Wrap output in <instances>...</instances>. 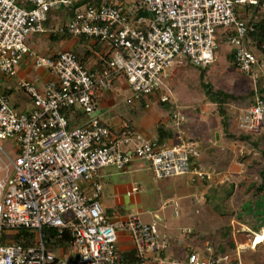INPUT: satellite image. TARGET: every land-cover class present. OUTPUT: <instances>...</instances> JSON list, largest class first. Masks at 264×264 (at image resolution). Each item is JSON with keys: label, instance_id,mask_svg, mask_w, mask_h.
<instances>
[{"label": "built area", "instance_id": "1", "mask_svg": "<svg viewBox=\"0 0 264 264\" xmlns=\"http://www.w3.org/2000/svg\"><path fill=\"white\" fill-rule=\"evenodd\" d=\"M74 6L66 23L45 28L49 14ZM257 7L264 10V0H0V140L12 139L17 154L12 159L0 147L8 160L0 179V264H126L121 254L130 249L135 264L230 263L229 256L206 258L197 248L170 255L173 239L155 223L107 214L101 204L104 168L123 172L142 161L157 180L186 175L210 180L212 172L191 168L200 144L182 128L172 146L136 130L115 132L102 119L99 100L122 77L132 92L128 105L168 104L165 89L175 64L186 59L209 68L225 40L255 92L238 127L259 132L264 99L256 89L264 78V42L252 38L256 27L247 24ZM62 32L102 44L104 66L84 67L72 50L40 56L27 43L30 35ZM24 63L46 75L41 87L19 79ZM12 88L28 96L30 108L11 102ZM172 117L178 124L187 119L177 112ZM142 193L135 181L127 195ZM170 206L177 216L178 205ZM22 232L29 234L28 243L16 241ZM120 239H129L131 247L119 249ZM206 251L211 255V246Z\"/></svg>", "mask_w": 264, "mask_h": 264}, {"label": "rangeland", "instance_id": "2", "mask_svg": "<svg viewBox=\"0 0 264 264\" xmlns=\"http://www.w3.org/2000/svg\"><path fill=\"white\" fill-rule=\"evenodd\" d=\"M253 17L254 11L252 10L247 18L252 19ZM59 20L52 22L51 26H58ZM66 42L61 44L62 41L50 39V35L45 38L39 35H30L27 39L33 52L40 56L51 54L52 50H76L66 45ZM231 51L232 47L228 43H221L215 63L206 68L203 78L214 89L237 96L225 108L229 130L237 137L243 134V130L238 129L240 118L251 105V84L230 63L228 54ZM26 65L27 63H24L21 66L26 71L23 79L41 87L43 79L41 72L32 68L27 69ZM88 66L90 67V64ZM171 72L172 77L167 81L165 89V93L170 98L166 106L180 107L181 111H179L183 112L187 118L186 121H188L187 123L185 121L182 128L186 135L191 137V132L194 130L203 133L209 131L205 135L201 134V136L208 137L209 140L210 135L216 129L220 131V133L215 132V138L212 137L215 139V141L212 139L213 145L218 146L215 153V158H218V161L214 163V165H218V169L215 171V182L202 184L203 186L198 184L202 187L196 195L195 186L187 184L189 176H177L165 180L156 179L153 180L155 183L151 182L145 186L146 189L143 188L144 194L140 196L141 201L137 204L133 201L129 202L130 199L125 198V208L128 214L138 216L143 224L155 223L161 234H166L172 239L177 238L183 245H187V248L194 247L202 252L207 246L212 248L219 246L221 234L229 226L233 231L235 248L236 246L240 247L241 264H264V235L262 232L259 236L254 237L252 242L254 247L250 243L254 236L253 230L261 226L264 228V198L256 201L252 196L253 192H248L253 184L261 183L259 172L264 169V131L262 129L257 136L252 135V140L261 141L257 148L250 142L247 143L248 146L232 144L224 137L220 117L215 113L216 107L209 104L205 98L200 82L201 71L184 59L178 61ZM16 82L17 80H14V83ZM116 88L112 87V91L117 99L107 100L111 106H114V112L125 114L126 120H132L136 124L139 121H144L148 112L156 111L158 104L153 102L150 103L148 109H137L134 118L131 114L133 107L126 103V99L132 96L127 83L123 81ZM15 89L11 96V102H19L21 109L29 106L28 96L18 88ZM100 107L101 105L99 110ZM188 126L194 127L188 130ZM226 142L230 147L228 149L220 148ZM0 147L10 158L15 159L17 156L12 139L0 140ZM6 163L8 160L0 150V179L4 175L3 168ZM191 187L193 191L189 189ZM230 191L232 194L228 196ZM101 203L111 206L112 200L106 198ZM172 203H176L179 207L177 216L175 210L170 206ZM183 230H190L194 234L185 235ZM246 243H248V247L243 246ZM117 245L119 249L125 250L132 244L129 239H120ZM258 245L260 247L256 251L254 248ZM250 246L251 249H247ZM247 250L248 252H246Z\"/></svg>", "mask_w": 264, "mask_h": 264}, {"label": "crops", "instance_id": "3", "mask_svg": "<svg viewBox=\"0 0 264 264\" xmlns=\"http://www.w3.org/2000/svg\"><path fill=\"white\" fill-rule=\"evenodd\" d=\"M59 11L60 12H58L57 16H53V18H56L53 20V22L55 20H59V18H57V17H62L63 15L66 14L65 10H59ZM47 35L48 34L42 35V38H45V36H47ZM63 42L64 41H62L61 44H64ZM90 43L92 45L88 46V49L91 51V55L88 58V63L90 64V68H92L93 65L98 62V60H99V62L100 61L102 62L104 50H103V46H100L101 44L99 46H96L95 42L93 40H91ZM66 45H69L70 48H72V49L73 48L77 49V48L81 47L80 42H78V40L74 39V38H71L69 41H67ZM51 52H52L51 54H54V53H58L61 51L52 50ZM47 55H48V53H47ZM25 72H26L25 69H23L21 67L19 68V71H18L19 79H23L25 77V75H26ZM41 75L43 76V78H46V75L44 73H41ZM123 81H125L124 78L117 77L114 80L113 86L116 88ZM13 92H15V88H12L11 96L13 95ZM107 99L109 101L111 99L112 100L117 99L114 91L111 90L108 93H106V92L102 93L99 101H100V105H101V107H100L101 112L100 113H101L102 119L115 132H122L123 130H125L126 126H129V127L134 128V130H136L145 139L158 140L159 133H160L159 130H162V131H164L165 137L167 139L163 144L168 145V146H172L176 143V127L178 128V124H176L170 117V108L171 107H167L165 105H159L158 104L157 108L155 109L156 111L152 110V111L148 112L144 121H142V122L139 121V123L135 124L134 121H132V120H126L125 114L123 112H120V114L114 112V106H111ZM18 103H16V104L19 105ZM131 107H133V112L131 114L134 118L136 116V110L143 108L137 102L132 104ZM28 108H30V101H29V106L27 105V107L24 109L26 110ZM193 127L194 126H188V130L190 128H193ZM215 132L220 133V131L217 129L215 130ZM215 132L210 135L211 138L209 137V140L207 139L208 137L201 136V134L205 135L206 133H209V131L203 133V132L194 130V132L193 131L191 132V138L199 141L200 149H201V155H200V158L197 160V163L199 165H203V167L206 170L212 172L213 176H215V171L218 169V165H214L215 161L216 162L218 161V158H215V156H216L215 153L217 151L216 148H218V146L215 147L212 143L213 140L215 141V139H213V138H215ZM211 133H212V131H211ZM218 137H217V139H218ZM229 147H230V145L227 146V142L223 146H220V148H224V149H228ZM101 175H102V183H103V194L101 197V201L103 202V200H106V198H108L109 200H112L111 206H105L103 203H101L102 206L107 211H111L116 207L126 209L125 208V204H126L125 198H129L130 199L129 202L133 201L136 204L139 201H141L140 196L143 195L144 193L138 194L135 196H131V197H129L127 195V193L130 191V188H131V185L133 182L138 181L140 183L141 188H145V186L147 184L154 182L156 180L154 178V175H153L151 169H150L149 164L142 162V161H138V162L133 163L131 166H129L128 169H126L123 172H118L117 170H114L111 167L104 168L103 170H101ZM190 179H191V181H189ZM189 183L191 185L195 186L194 192L197 195V192L201 191V187L203 186L202 183L198 182V183H200V185H202V186H198V183H195V180L193 179V177L191 175H189V178H188V183H187L188 186H190ZM189 189L190 190L192 189L191 191H193L192 187ZM126 215H132V214L127 213ZM254 237H255V235L253 236L252 241H250L252 247H254L252 244ZM179 243H180L182 249L187 247V245H183L181 243V241H179ZM243 246L248 247V243H246ZM192 248H194V247H192ZM246 252H248V251H246ZM244 254H245V252H244Z\"/></svg>", "mask_w": 264, "mask_h": 264}, {"label": "trees", "instance_id": "4", "mask_svg": "<svg viewBox=\"0 0 264 264\" xmlns=\"http://www.w3.org/2000/svg\"><path fill=\"white\" fill-rule=\"evenodd\" d=\"M21 1L24 2L26 0H21ZM87 2H88V0H87ZM24 5H23L24 7L30 8L28 3H25ZM76 7L77 6L71 7L70 9H60V10H65L66 14L63 15L62 17H57L59 19L61 18V20H59V24H64V23H66V21H67V19L69 17L70 18L73 17ZM253 11H254V17L252 19H247V24H254L255 27H256V33L252 35V38L254 40H256V41L264 42V10L262 9V7H257L256 9H253ZM58 12H60V11L58 10V11H55L54 13L49 14V16L47 18V21L44 23L45 28L51 27V24H52L53 20L56 19V18H53V16H57ZM71 38L72 37L69 34H67L66 32L50 34V39H53V40H56V41H69ZM77 40H78V42H80L81 47L77 48L76 50H72V52L75 54L77 60L84 67L90 68L88 66L89 65L88 58L91 55V51L88 49V46L92 45L90 43V41L92 39H88V38L82 37V38H79ZM94 42H95L96 46L100 45L98 43V41H94ZM223 42H225V40L219 41V43H218L219 44V48H220L221 43H223ZM219 48L217 49V54H218ZM228 55H229L228 58H229L230 63L232 64V66L236 70H238V68L236 67V65L234 63V56L232 55V53H229ZM103 66H104V63L101 62V61L99 62V60H98V62L96 64H94L93 67L90 68V69L102 68ZM198 69L201 71L200 82H201V87L203 89L205 98H206L207 102H209V104L214 105L216 107L215 108L216 109L215 113L220 117V124H221V128H222L224 137L228 141H230L232 144L233 143L234 144L237 143L238 145L243 144L245 146H248L247 143L250 142V143H253V146L256 147V148L258 146H260L261 141L252 140V135L257 136L258 133L260 131H262V129L264 131V125L260 128L259 132H257V133H247V132L243 131V134H241L240 136H237V137L234 136L233 134H231V132L229 130V124H228V121H227L226 109L225 108H226V105L228 103H230L232 100L236 99L237 96H235L234 94L225 93L224 91L219 90V89L218 90L214 89V87L210 83H206L204 81L203 76H204V72H205L206 69H202V68H198ZM256 90H257V94L259 95V97L264 99V78L261 77L259 79V81L257 83V89ZM250 95H251V105H254L255 92L253 90L252 85H251ZM163 105L166 106L168 104H163ZM179 110L181 111L180 107L179 106H175V105H173V107L170 108V117L176 124H178V122L175 119H173L172 114L177 112V113H180V114L184 115L183 112L181 113ZM187 122L188 121H186V123ZM70 124L71 125H75V122H74L73 118H70ZM184 124H178V128L176 127V143H178V140H177L178 131L180 130V128H183ZM125 130H134V128L126 126ZM159 131H160V133H159L158 143L162 144V145H165V144H163L167 140L166 137H165V133L162 130H159ZM240 131H242V130H240ZM189 138L191 140H194L191 137H189ZM199 152H200V155H201V149H199ZM198 159H194V158L190 159V165H191L192 169L194 167H198V168L202 167V168H204L203 165H199L197 163ZM186 176H189V175H186ZM259 178L261 180V183L260 184H253L251 186L250 190H248L249 193L253 192L252 196H253V198H255L256 201L260 200L261 198H264V169L259 172ZM193 179L195 180V183L201 182L202 184H205V183L209 184V183H212V182L214 183L215 182V176H213V175H212V178L210 180H206L205 179L203 181H199L196 177H194ZM198 184L200 185V183H198ZM229 194L231 195L232 192L231 191L228 192V196H229ZM127 213H128V211L126 209H123V208H120V207H116V208H114L111 211H107L108 215L118 214V215H121V216H125ZM253 231H254L253 232L254 235L260 234L261 232H262V235H264L263 226H261L260 228H256V230H253ZM232 232L233 231H232V229L229 226L226 227L224 233L221 234L222 238H221V242L219 243V246L217 245L218 247L216 246L215 248L211 247L212 248L211 255H209V253L206 251V248L208 247L207 246L203 250V256H205L206 258L207 257H211L213 259H216V258H219V257H222V256H229L230 257V263H228V264H232V263L241 264V252H240V249H239L240 247L236 246V248H235L234 236H233ZM189 234H194V233L191 231L190 233H187L186 235H189ZM51 235H52L51 232H47L46 239L49 240ZM28 236H29V234H27L25 232H22V233L19 234V236L17 237L16 241L17 242H21L23 244L28 243L30 241V238ZM251 246L248 249H251ZM259 247L260 246L258 245L254 249L257 250ZM181 251H182V247H181V245L179 243V240L177 238H174L172 240V245H171V247L169 249L170 255H176L178 252H181ZM121 258L124 261V263H126V264H135V263L138 262V259L136 258V252L134 250H132V249L123 251L122 254H121Z\"/></svg>", "mask_w": 264, "mask_h": 264}, {"label": "bare ground", "instance_id": "5", "mask_svg": "<svg viewBox=\"0 0 264 264\" xmlns=\"http://www.w3.org/2000/svg\"><path fill=\"white\" fill-rule=\"evenodd\" d=\"M244 229V228H243ZM250 231V230H249ZM255 236H259V234L255 235Z\"/></svg>", "mask_w": 264, "mask_h": 264}]
</instances>
